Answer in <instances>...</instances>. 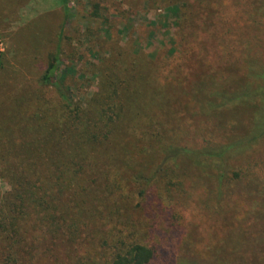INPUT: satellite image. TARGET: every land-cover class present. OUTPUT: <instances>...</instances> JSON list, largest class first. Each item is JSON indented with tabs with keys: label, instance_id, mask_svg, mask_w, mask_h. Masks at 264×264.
<instances>
[{
	"label": "rangeland",
	"instance_id": "1",
	"mask_svg": "<svg viewBox=\"0 0 264 264\" xmlns=\"http://www.w3.org/2000/svg\"><path fill=\"white\" fill-rule=\"evenodd\" d=\"M162 1L165 3L160 5ZM68 2L67 20L62 0H0L2 123L14 115L19 116L11 107L14 105L7 106L3 102L4 90L22 84L36 85L42 70L47 68L49 54L60 51V69L68 73L66 87L82 101L84 110L96 108L98 98L105 95L106 74L121 70L119 79H131L128 82L133 89L131 96L135 97V91L139 97L143 96L144 115L148 112L149 117L156 115L160 119L173 116L171 130L175 137L171 139L177 146L220 149L230 141L246 140L253 123L257 120L260 123L262 102L236 103L220 112H210L208 104L214 93L225 94L226 90L227 95H239L249 84L253 85L252 91L262 93L264 84L252 80L256 74L264 72V0ZM185 4L189 9L199 10L195 26L199 16L205 18L207 14L211 15L206 23L207 31L215 35V27L216 30L222 26L229 29L220 40L229 39L234 57L239 50H245L236 42H243L247 47L243 59L228 65L224 75L212 74L210 66L204 65L202 60L207 56L206 50L201 48L204 45H196L195 37H190L198 26L193 33L187 27L180 32L184 23L182 13L166 12L170 6ZM201 23L204 20L201 19ZM185 24L194 27L191 22ZM41 33V38H36L34 43L33 37ZM135 65L142 77L137 85L133 78ZM143 76L147 79L145 84ZM122 94L125 101L128 89ZM189 102L195 107L183 110ZM131 110L136 111L132 106ZM25 116L24 121L35 127L44 125L43 119L31 112ZM130 119L131 112L127 115V120ZM205 139H213V144L203 142ZM160 152L157 146V155ZM157 159L144 166L152 167L154 163L155 169ZM83 164L88 167V160ZM225 168L215 169L217 174L210 171L205 177L196 169L185 168L189 179L179 194L182 201L195 202L194 212L174 213L170 220L163 217L148 220V212L145 211L146 219L141 212L143 208L135 201V221L142 223L138 225V233L143 243L156 248L157 257L152 264H264V246L259 253H253V247L257 248L254 244L259 238L264 239V138L246 153L231 159ZM240 172L244 175L243 181L234 176L240 177ZM221 173L226 179L232 177L233 186L219 195ZM254 180L257 181L253 183ZM9 189V185L0 180V196ZM207 205L213 209H207ZM222 205L228 208L224 217L214 210V207L220 210ZM254 214L259 216V222L250 223ZM237 239L246 243L244 249L236 248Z\"/></svg>",
	"mask_w": 264,
	"mask_h": 264
},
{
	"label": "trees",
	"instance_id": "2",
	"mask_svg": "<svg viewBox=\"0 0 264 264\" xmlns=\"http://www.w3.org/2000/svg\"><path fill=\"white\" fill-rule=\"evenodd\" d=\"M62 1L68 20L69 2ZM182 6H170L166 12L182 13L180 32L187 27L193 33L198 26L195 36L190 37H195L196 45H204L201 48L207 56L202 61L210 66L212 74L222 76L228 65L243 59L247 49L243 42H236L245 50H239L234 57L229 39L220 40L229 29H219L218 25L213 35L206 30L211 15L199 16L195 26L199 10ZM42 33L33 37L34 43ZM60 55L61 51L49 54L47 68L33 87L22 84L3 88V102L14 105L11 107L19 116L14 115L5 123L0 120V180L10 188L0 196V264H152L157 257L156 248L143 243L138 233L142 223L135 221V201L143 208L146 219L145 211L148 212V220H170L174 213L196 211L195 202L182 201L179 194L189 179L185 168L196 169L203 177L210 171L217 174L215 169L225 168L231 159L262 141L264 88L260 94L252 91L253 85L249 84L239 95H227L225 90V94L210 96V112L223 111L236 103L262 102L261 121L253 123L246 140L230 141L216 150H195L177 146L171 139L175 137L171 130L173 116L160 119L156 115L149 117L148 112L144 115L143 96L139 97L136 91L135 97L131 96V79H119L121 70L106 74L105 95L98 98L96 108L84 110L82 101L66 87L68 73L60 69ZM140 76L137 70L135 85L142 81ZM146 80L143 76V84ZM252 81L264 84V72L256 74ZM123 82L129 93L125 101L122 92L127 89ZM194 105L189 102L183 110L190 111ZM27 112L41 117L44 125L35 127L24 121ZM130 112L131 119L127 120ZM205 141L213 144V139ZM157 146L160 155L156 153ZM155 159L156 164L159 162L155 169L154 163L152 167L144 166ZM87 160L88 167L83 164ZM234 176L244 179L241 172L240 177ZM220 178L218 188L222 195L225 189L232 188L233 181L231 176L226 179L224 173ZM226 208L222 205L220 210H214L224 217ZM207 209L213 207L207 205ZM258 217L252 215L250 223L259 222ZM263 233L260 230L259 237ZM235 243L236 248L246 246L240 239ZM254 246L257 248L253 247V253H259L264 239L259 238Z\"/></svg>",
	"mask_w": 264,
	"mask_h": 264
}]
</instances>
